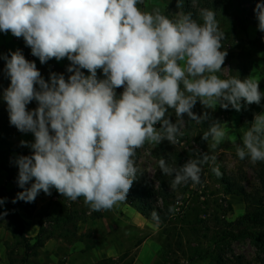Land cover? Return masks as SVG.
Wrapping results in <instances>:
<instances>
[{
  "label": "clouds",
  "instance_id": "1",
  "mask_svg": "<svg viewBox=\"0 0 264 264\" xmlns=\"http://www.w3.org/2000/svg\"><path fill=\"white\" fill-rule=\"evenodd\" d=\"M143 2L0 0V32L22 37L41 64L53 58L70 61L67 79L53 72L46 81L21 50L0 56L10 80L2 93L9 122L34 135V142H20L32 154L15 160L23 191L13 203H32L41 191L51 195L55 189L70 201L83 197L92 211L111 210L126 201L137 177V150L146 143H179L185 114L197 124L211 121L202 136L210 151L229 140L239 159L264 162V113L254 116L242 143L236 144L226 123L208 112H193L197 101L207 109L219 105L239 112L244 105H259L264 97L257 76L218 75L227 51L221 50L224 32L215 12L200 9L202 23L190 12L170 19L158 7L141 10ZM177 6L182 7V0ZM254 11L258 30L264 32V3H257ZM98 69L104 79L97 78ZM120 87L117 98L115 89ZM32 101L38 106L28 110ZM169 109L175 111V123L166 115ZM216 159L202 153L174 167L162 157L158 167L173 177L175 189L200 184L204 165L219 177ZM5 202L0 198V206ZM151 216L159 223L157 212Z\"/></svg>",
  "mask_w": 264,
  "mask_h": 264
},
{
  "label": "rangeland",
  "instance_id": "2",
  "mask_svg": "<svg viewBox=\"0 0 264 264\" xmlns=\"http://www.w3.org/2000/svg\"><path fill=\"white\" fill-rule=\"evenodd\" d=\"M167 3H173L170 19L185 13L184 9L187 8L192 15H197L199 23L203 22L199 15L200 9H212L224 32L221 50L227 51L223 69L218 75L221 78L238 76L240 79L257 76L259 90L264 93V32L258 30L254 11L257 3H264V0H182V7L177 6V0H144L140 8L151 11L158 7L165 15ZM214 4L219 5L218 8L215 9ZM17 40L18 49L27 60L35 62L46 81L53 72L64 74L66 79L70 75L66 70L70 64L67 58L60 61L53 58L41 64L31 54L23 38ZM3 55H9L6 48H0V56ZM240 61L241 64L249 63V68L245 69V64L241 65ZM5 63L0 59V106L3 113L8 111L2 93L10 84L4 75ZM85 70L81 69L84 74ZM37 106V102L32 101L27 108L33 110ZM193 112L197 115L208 112L213 120L226 123L230 135L236 136V144H241L243 132L251 126L254 116L264 113V97L259 105H244L239 112L231 107L222 109L219 105L214 110L207 109L197 101ZM166 115L173 123L176 122L173 109H169ZM183 118L184 135L179 137V143L173 145L164 140L158 145L146 143L137 150L134 159L138 172L143 173L154 187H158L162 176L158 167L160 158L165 159L171 154L208 153L217 157L214 166L245 186L248 193L261 188L257 172H264V162L252 164L248 158L239 159L236 145L229 140L210 151L208 142L202 145L197 137L208 129L211 121L197 124L186 114ZM155 127L159 128L160 124ZM15 136L0 140V150L12 151L0 157V198L6 199L5 204L0 206V213H7L0 216V264H130L141 253L145 264H166L165 257H168L169 264H188L194 253L208 258L193 264H215L216 257L230 260L232 254L241 256L245 263L258 264L257 250L249 239L223 241L220 233L229 229L230 223L236 222L245 213L246 204L241 196L236 195L227 196L229 203L224 201L222 186L208 165L203 166L204 175L200 184L193 185L190 182L173 189L172 181L169 183L168 189L179 200L176 205L179 214L173 224H165L163 228L159 223L142 217L125 202L115 205L111 210L92 211L84 203L83 197L70 201L55 189H52L51 195L41 191L34 202L27 203L28 212L19 207L21 224L15 223L10 215L11 206L20 190L16 189L14 180L8 178V173L17 178L16 158L32 154V150L21 146L22 140ZM28 142L34 140L28 138ZM69 214L73 216L71 221L67 219ZM21 232L31 245L41 232L43 246L37 248L35 253H27L24 248L26 241L20 237Z\"/></svg>",
  "mask_w": 264,
  "mask_h": 264
},
{
  "label": "trees",
  "instance_id": "3",
  "mask_svg": "<svg viewBox=\"0 0 264 264\" xmlns=\"http://www.w3.org/2000/svg\"><path fill=\"white\" fill-rule=\"evenodd\" d=\"M141 5H138V7H141ZM213 6H215L216 9L219 5L214 4ZM172 8L173 3L166 4L165 15L169 18H171L170 12ZM184 11L185 13H189V10L187 8H185ZM192 16L193 19H197L196 14H193ZM241 65H244L245 69L249 68V63L242 62ZM87 73L88 71L85 70V75ZM97 78L104 79V75L101 69L97 70ZM115 91L117 94V98H119L120 94L123 92V88H117L115 89ZM205 125L206 124L204 123V126ZM18 133L21 132L18 131L16 127L12 126L9 122L8 112L3 113L0 106V140L8 139ZM202 136L203 132L197 137V140L200 142V144L203 145V142L207 141H204L202 139ZM11 152L12 151L9 149L0 150V157L2 155L10 154ZM197 155L198 154H171L170 156H166L165 160L174 167H180L189 159L196 158ZM220 173L221 175L219 177L217 176V179L223 189L222 193L224 195V201L228 202V195H236L241 196L246 204L245 213L238 220H236V222L230 223V228L223 230L220 235L223 238V241H236L244 238L249 239L257 250V263L264 264V172H257L261 188L252 193H248L245 186L237 182L233 177L227 176L224 170H220ZM203 175L204 172H202L201 177H203ZM8 178L14 180L16 189L23 191V189L18 187L16 177H12L11 174L8 173ZM172 179L173 177L165 175L163 176L162 174V176H160L159 178L158 187L156 188L147 180L143 173L138 172L129 193L127 194L125 203L133 208L142 217L155 223L157 222L152 219L151 213L153 211L157 212L159 215V224L162 228L165 224H173L175 220L178 219L179 212H177L178 206L176 205L179 200L176 198L174 192L168 189V185L172 181ZM15 197L16 195L14 196V199ZM19 207H22L23 210L28 212L27 203L24 201H17L16 203L12 204L10 215L14 222L20 225L21 220L18 212ZM170 207L173 208L174 211H169ZM67 219L68 221H71L73 219L72 214H69L67 216ZM41 234L42 233L39 232V234L34 239V243L31 245L28 240H26L23 233H20V237H22L26 241L24 243V248L27 253H35V250L37 248L43 246V238ZM204 258L208 257H204L202 254L194 253V255L189 258L188 264H193L195 261ZM164 262L166 264H169L168 257L164 258ZM215 264L252 263H245L241 256L232 254V258L230 260L224 259L222 257H216Z\"/></svg>",
  "mask_w": 264,
  "mask_h": 264
},
{
  "label": "crops",
  "instance_id": "4",
  "mask_svg": "<svg viewBox=\"0 0 264 264\" xmlns=\"http://www.w3.org/2000/svg\"><path fill=\"white\" fill-rule=\"evenodd\" d=\"M18 47H19V43L15 36H13L10 32H8L7 34L0 32V48H6L9 51V55H10V52L16 51ZM14 138L20 140L26 138L28 141V138H32V140H34V135L32 133H20L18 136H15ZM141 255L142 253L135 256L130 264H145L142 261Z\"/></svg>",
  "mask_w": 264,
  "mask_h": 264
}]
</instances>
